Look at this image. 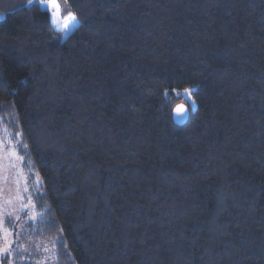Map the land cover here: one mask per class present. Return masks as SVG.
Returning a JSON list of instances; mask_svg holds the SVG:
<instances>
[{"label":"trees","instance_id":"obj_1","mask_svg":"<svg viewBox=\"0 0 264 264\" xmlns=\"http://www.w3.org/2000/svg\"><path fill=\"white\" fill-rule=\"evenodd\" d=\"M63 1L66 32L0 0V139L40 176L0 264H264V0Z\"/></svg>","mask_w":264,"mask_h":264},{"label":"rangeland","instance_id":"obj_2","mask_svg":"<svg viewBox=\"0 0 264 264\" xmlns=\"http://www.w3.org/2000/svg\"><path fill=\"white\" fill-rule=\"evenodd\" d=\"M60 4L62 13L66 12V3L60 0ZM73 25L71 23L68 29ZM12 152L16 155H10ZM39 184V174L24 168L19 151L14 146L6 147L0 139V248L7 246L9 255L25 224L35 218L34 193ZM1 254L5 253L0 252V257ZM48 259L44 256L35 264H47Z\"/></svg>","mask_w":264,"mask_h":264},{"label":"snow or ice","instance_id":"obj_3","mask_svg":"<svg viewBox=\"0 0 264 264\" xmlns=\"http://www.w3.org/2000/svg\"><path fill=\"white\" fill-rule=\"evenodd\" d=\"M39 2L47 6L51 13L52 23L58 25L62 31L66 32L70 26V22H74L76 19V17L71 13H69L66 17H61L62 8L60 0H39ZM28 3L31 4L32 0H28ZM183 91L186 95H188L189 98H191V89L186 88ZM185 111V106L182 104L177 105V107L174 109V113L178 116H182ZM18 143H22V139ZM10 155L15 156L16 153L12 152ZM8 251L9 248L7 246L0 248V252L7 253Z\"/></svg>","mask_w":264,"mask_h":264},{"label":"water","instance_id":"obj_4","mask_svg":"<svg viewBox=\"0 0 264 264\" xmlns=\"http://www.w3.org/2000/svg\"><path fill=\"white\" fill-rule=\"evenodd\" d=\"M181 104L185 106L186 111L182 116H178L174 113V109L177 107V105H181ZM188 117H189V110H188V107L184 103H178L173 107V109H172V120L175 124H177V125L185 124L186 121L188 120Z\"/></svg>","mask_w":264,"mask_h":264}]
</instances>
